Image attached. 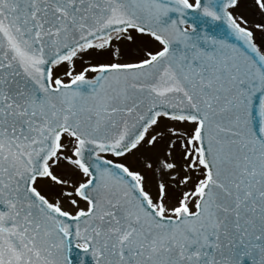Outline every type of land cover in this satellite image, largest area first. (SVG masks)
I'll list each match as a JSON object with an SVG mask.
<instances>
[{
	"label": "snow or ice",
	"instance_id": "obj_1",
	"mask_svg": "<svg viewBox=\"0 0 264 264\" xmlns=\"http://www.w3.org/2000/svg\"><path fill=\"white\" fill-rule=\"evenodd\" d=\"M239 7L0 0V264H264V48Z\"/></svg>",
	"mask_w": 264,
	"mask_h": 264
},
{
	"label": "rangeland",
	"instance_id": "obj_2",
	"mask_svg": "<svg viewBox=\"0 0 264 264\" xmlns=\"http://www.w3.org/2000/svg\"><path fill=\"white\" fill-rule=\"evenodd\" d=\"M237 15L243 16L249 22L250 28L254 31V35L256 37V43L264 48V35H261V30L256 28L257 24L264 23V10L259 9L258 5H256L255 0H240V7L233 10ZM139 37L138 33H134ZM147 35L145 34V39H147ZM140 44V40L138 38L137 44L132 45L128 44L125 47V58L133 59L134 57L129 56L128 53L134 51ZM155 50V45H153ZM158 149L163 148V145H158ZM84 206L83 204L81 205Z\"/></svg>",
	"mask_w": 264,
	"mask_h": 264
},
{
	"label": "water",
	"instance_id": "obj_3",
	"mask_svg": "<svg viewBox=\"0 0 264 264\" xmlns=\"http://www.w3.org/2000/svg\"><path fill=\"white\" fill-rule=\"evenodd\" d=\"M191 23V21H190ZM209 31L213 34V35H217L220 38H226L229 40L230 43H239L235 40L234 37H230L227 33V30L225 27H210ZM80 254V250L78 249H73L72 253L70 254V258L74 259V261L78 258ZM85 260V264H94V261L92 260L91 255H85L84 257ZM243 264H251V262L248 260L247 257L244 258Z\"/></svg>",
	"mask_w": 264,
	"mask_h": 264
}]
</instances>
